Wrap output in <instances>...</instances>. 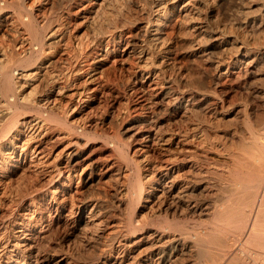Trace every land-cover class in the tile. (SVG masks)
Returning <instances> with one entry per match:
<instances>
[{"label":"bare ground","instance_id":"obj_1","mask_svg":"<svg viewBox=\"0 0 264 264\" xmlns=\"http://www.w3.org/2000/svg\"><path fill=\"white\" fill-rule=\"evenodd\" d=\"M35 1L40 0L0 5V32L14 37L12 45L0 49V214L11 207L13 215L17 199L35 191L31 182L23 190L17 185L33 167L49 178L56 172L70 180L78 174L84 137L71 129L78 122L76 112L98 98L108 64L128 66L135 79L126 101H118L120 117H127L115 137L122 142L121 134L145 132L118 171L119 198L132 207L121 227L133 237L142 235L128 243L129 259L116 248L119 227L108 230L106 264H179L189 255L196 264H238L232 251L248 233L251 217L262 210L255 199L264 188V121L252 122L248 103L238 97L227 101L218 87L234 77L245 80L248 95L259 91L264 0H232V12L228 0H135L146 18L138 38L125 32L128 15L115 7L117 0H93L97 8L88 21L98 50L84 70L69 69L74 78L65 84L60 73L49 71L63 58L57 45L64 22L50 23ZM42 85L47 89L38 91ZM133 94L135 103L129 100ZM72 107L69 127L56 114ZM91 162L79 164L85 186L97 179ZM30 199L22 216L11 221L14 237L2 229L3 219L0 264L22 263V247L25 256H32V229L43 221ZM66 202L67 195L55 203L66 210ZM75 205L71 201L65 215L86 232L100 214V203L92 197L80 201L77 211ZM202 214L212 217L208 221ZM254 225L249 232L264 248V231Z\"/></svg>","mask_w":264,"mask_h":264},{"label":"rangeland","instance_id":"obj_2","mask_svg":"<svg viewBox=\"0 0 264 264\" xmlns=\"http://www.w3.org/2000/svg\"><path fill=\"white\" fill-rule=\"evenodd\" d=\"M19 1L30 3L34 0ZM94 2L95 1L93 0L35 1V5L39 6L40 10H43L41 13H44L45 16L49 18L50 23H54L56 21V23L62 21L64 22L62 25V27L64 26L62 28L64 37L62 41H60L61 43H58L57 45L58 53H61L63 58L54 63L55 66L53 65L52 67H50L51 69L49 68V71L51 73H60L61 81L64 84L68 81L69 78H74V76H69V69L78 67L84 70L87 66V62H89L90 60L89 58L91 56H94L96 54L95 51L97 52L98 50V39L96 38L97 33L95 29H93L92 27L90 28L88 21V19H90L89 17L93 15L92 11L96 7L97 2ZM231 2L232 0L226 1L228 12H232L231 7L233 8V2ZM0 5H6V0H0ZM115 7H117V9H120L121 12H127L128 16L125 20L126 23L124 22L125 32L135 38H138L143 31L142 26H144V22L146 19L144 18L145 13L140 9V7L138 8L135 0H117ZM102 11L99 15L100 17H96L97 19H101V14H103ZM129 11L130 13H128ZM119 17L120 16H118V18ZM100 19H98V21ZM109 29L110 27L108 28L104 26V32L105 30L108 31V33L106 31L105 34L110 33L111 30ZM11 40L14 41L13 36L7 34L6 32L5 34H2L0 32V49H5L9 47L8 45H12V43L14 42ZM4 43L5 46H3ZM18 46H16L17 51L19 50ZM35 46L37 47L38 44ZM105 70L106 73L103 78L100 79L101 83L99 82L100 87L98 90V98L91 101L86 106L82 107L81 110L76 112L75 117L78 119V124L76 123V125H73V127H71V129L76 130L74 131L75 134L83 135L84 137L83 139H81V143L79 145L82 151L80 157L78 158V161L80 162L76 164L79 170L77 172L78 174H76V176L71 180L67 178V173L61 174L59 172H56V175L53 176L54 178H49L44 176L43 173L41 174L40 171L37 172V170H35V168L33 167V172L31 171V173H26L27 178L25 176L19 178L21 180H18L19 183H17L16 179V183L21 190L24 189V186L28 182L33 183L35 191L29 196V198L34 200L36 205H38L37 211L42 215V224L45 223L43 225L39 223L36 227H33L32 230L34 232H31L32 234H35L32 239L33 245L29 249L30 252H33L31 253L32 256H30L29 258L28 256H25V250H23L24 247H22L21 252L18 255L19 259L22 261V263L20 264H26L28 260H31V262H28L27 264H106L105 250L111 248V239L109 243L107 241L106 245V242L104 241L105 233L111 228L114 229L116 227L120 228V230H118L119 228H116L114 230V235L120 233L118 236H116L117 240L120 242L118 243V241L116 240V243L115 241L117 251L119 252V254H126L130 259L129 255H131V253H129L128 243H132L133 239L135 240L137 237H140L142 235L138 234V236L133 237L131 233H127L128 231L123 230L121 227L123 223L126 222V217H128L127 215L131 213L132 207H130L131 205L129 206L128 200L126 198H119L118 189L121 185L122 179H120L121 176L118 171L127 159L126 154H129V151H131L133 146L141 143L142 135L144 134L145 130H141L140 132L132 131L128 134H121V138L123 139L122 142H119L118 138L115 137L117 136L122 123L126 120L127 117H120L118 113V106L120 104L118 105V101L122 100L123 102H125L129 97V94L131 92L129 89H131V83L134 81L135 76L131 68L128 66H116L113 64L111 65L110 63V65L108 64ZM235 79L236 78L234 77L229 79L231 81L224 79V84L218 87V90H220L222 94L224 92V95L226 96V98H228L227 101L233 100L231 98L244 99L248 103L250 120L252 122L254 121L256 123L257 121H264V75H262V78L259 80L258 84L260 86V89L256 93V95L247 94L245 87L246 85H243L246 84L244 79H240V81H238L239 79L235 81ZM46 87L47 85H42L38 88V91H40V89L41 92L45 91V89H47ZM131 96L132 97L129 98V100L131 99V103H135V101L137 102L135 94ZM72 109L73 107L64 109L65 112L63 111L56 114L57 118L59 115V120L62 119V121L66 122L65 125L68 124L67 126L70 125L68 116L69 113H71ZM45 113H48V116L50 115V112L48 111H46ZM167 119L168 116L167 118H164V120H162V126L167 125ZM90 161H92L91 163L96 167L97 179L94 181L93 185L85 186V175L84 172H81L79 164L81 162V164H85L87 162L89 163ZM36 174L38 175L36 176ZM29 176L31 177V179ZM22 180L26 182H23ZM65 182L67 184H70L69 187L73 188V191L71 193H67V189L69 187L64 184ZM55 188L58 189V192L54 190ZM258 192L259 193L257 195V199H255L257 200L255 201V205L256 207H258L259 204L257 203L261 202L260 208L262 210H259L260 213L258 214V218H256L257 213L254 215L255 217H251V220H249L250 222L248 223L249 225L247 226L251 227L254 223V227L256 226L257 228L258 226V228L264 231V188L259 189ZM66 195V210H64L57 207L58 203L55 202H60L61 198ZM206 196L209 197L210 194L207 193ZM92 197L94 199H97L100 203V214L96 219L95 224H93L88 231L83 232V234L74 225L75 223L73 219L65 215V213L69 209L71 201L77 205L80 201ZM29 198L20 197L19 199H17V205L15 208L16 210L14 211V214L16 216L14 214V216L11 214V210L13 209L11 207H9L11 209L5 207L1 210L0 228L2 227V222L4 219L7 226L5 225V229L4 227L2 229L7 232L6 235L8 234L10 237L15 236L16 230L14 226L12 227L13 223L11 221L14 218H19L22 216ZM76 205L75 211H77ZM193 215L196 214L194 213ZM209 215L210 214H202V217L206 220L208 219L209 221V218L211 219L212 217L211 215L209 217ZM254 221H256V223ZM223 222H225V220H223ZM249 227H246V229H248L245 230L248 233L244 232V235L242 236V238L244 239L240 238V243H238L236 248L234 247L235 250L233 249L232 251V255L235 254L234 257L232 256V258L235 261H237L238 259V264H247L248 256L249 254H252V252L264 254V248L255 243V241L253 240L254 231L249 232ZM114 231H112V233ZM249 233H251L250 236H248ZM189 256H185L184 258H182V260L184 259V262L180 260L179 264H190L194 262L195 256L193 255L194 257H190L191 259H189ZM192 264L196 263L194 262Z\"/></svg>","mask_w":264,"mask_h":264},{"label":"built area","instance_id":"obj_3","mask_svg":"<svg viewBox=\"0 0 264 264\" xmlns=\"http://www.w3.org/2000/svg\"><path fill=\"white\" fill-rule=\"evenodd\" d=\"M247 264H264V254L252 252L248 256Z\"/></svg>","mask_w":264,"mask_h":264}]
</instances>
